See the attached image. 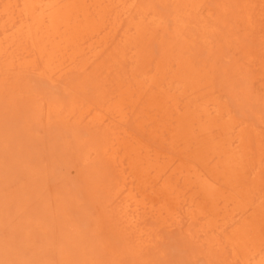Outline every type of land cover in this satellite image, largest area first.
<instances>
[{
	"label": "rangeland",
	"instance_id": "obj_1",
	"mask_svg": "<svg viewBox=\"0 0 264 264\" xmlns=\"http://www.w3.org/2000/svg\"><path fill=\"white\" fill-rule=\"evenodd\" d=\"M17 1L0 0V264L264 259V0ZM67 4L75 34L36 41ZM239 224L254 256L224 237Z\"/></svg>",
	"mask_w": 264,
	"mask_h": 264
},
{
	"label": "bare ground",
	"instance_id": "obj_2",
	"mask_svg": "<svg viewBox=\"0 0 264 264\" xmlns=\"http://www.w3.org/2000/svg\"><path fill=\"white\" fill-rule=\"evenodd\" d=\"M27 4H28V8L27 9H29L30 10V13L32 14V13H34V12H32L33 10H34V8L36 7V4L37 3H35L34 4V2H33V0H24ZM17 2H22V0L21 1H17ZM17 2H16V4H17ZM33 2V3H32ZM56 2V1H55ZM54 2V3H55ZM12 3V2H11ZM18 3V4H19ZM69 3V2H68ZM22 4V3H21ZM21 4H20V7H21ZM40 4V3H39ZM63 4V3H62ZM70 4V3H69ZM69 4H67L64 8H62L61 9V11H59V13L57 12L56 14H55V11H58V10H55L56 8H54V6H50L49 8H48V14L46 13L45 14V16L44 17H47V19H48V21L51 23V22H54V23H52V24H54V25H56L57 27L55 28L54 27V29H53V27H52V31L51 30H49V28H48V30L46 31V32H44L43 34H41V32H40V35L38 34V38L36 39V41H41V40H43L44 38L46 39H50V40H53L55 37L57 38L58 36H63L64 35V37H66L65 35H67L68 34V37L67 38H69L70 39V37H71V35H74L75 34V30L74 31H71L72 29H71V27L73 26L72 25V20L74 21V19L76 18V16H77V13H74L75 11L77 12V10L79 9V7L78 6H72V8L70 7L71 5H69ZM40 5H42V4H40ZM88 5V4H87ZM8 6V5H7ZM14 6H15V3H14ZM60 6V5H59ZM62 6V5H61ZM64 6V5H63ZM82 5H80V7H81ZM89 6V5H88ZM10 8H11V5L9 6ZM20 7H18V10H19V13H20ZM23 7H25L24 5H23ZM27 7V6H26ZM39 7V6H38ZM78 7V8H77ZM3 8V7H2ZM17 8V7H16ZM15 8V9H16ZM77 8V9H76ZM5 9V8H4ZM15 9L13 10L14 12H15ZM42 9V8H41ZM9 10H11V9H8L7 11H9ZM21 10H23V8L21 9ZM29 10L27 11V12H29ZM81 10H82V12H84L85 10H86V7H84V5L82 6V8H81ZM4 11V10H3ZM6 11V10H5ZM25 11V12H26ZM41 11V10H40ZM42 11H43V9H42ZM11 12V11H10ZM10 12H8L9 14H11ZM17 12V11H16ZM15 12V13H16ZM23 12H24V10H23ZM18 13V12H17ZM22 13V12H21ZM44 13V12H43ZM9 14H8V16H9ZM27 14V13H26ZM63 14H65V17H67V19H66V21H64L65 22V25L63 26V27H61V25L59 26V22L61 23L62 21H60V20H58V18H60V16L61 15H63ZM84 14V13H83ZM4 15V14H3ZM16 15V14H15ZM18 15H21V14H18ZM22 15H25V14H22ZM35 15V14H34ZM11 16H12V14H11ZM11 16H9V17H11ZM17 16V15H16ZM26 16V15H25ZM28 16V15H27ZM26 16V17H27ZM32 16V18L34 19V17H33V15H31ZM43 16V15H42ZM90 16V15H89ZM14 17V15L11 17V19ZM20 16H17L16 18H19ZM23 18H24V16H22ZM36 17H38L37 15H36ZM35 17V18H36ZM28 18V17H27ZM30 18V17H29ZM62 18V17H61ZM15 19V18H14ZM26 19V18H25ZM24 19V20H25ZM43 17H41L40 16V18H38V19H36V20H34L33 22H31L32 24H35L34 25V27L31 25V27H33V28H35V29H37L39 26H42V23H43ZM45 19V18H44ZM85 19V18H84ZM13 20V19H12ZM11 20V21H12ZM16 20V19H15ZM24 20L22 19V21L24 22ZM29 21H30V19H28ZM53 20H55V21H53ZM101 20V19H100ZM8 21V20H7ZM10 21V20H9ZM8 21V22H9ZM17 21V20H16ZM26 22H27V20H25ZM28 21V22H29ZM45 21V20H44ZM21 22V21H20ZM103 22V21H102ZM105 22V21H104ZM2 23V22H1ZM13 23H14V21H13ZM15 23H17V25H18V22H15ZM70 23V24H69ZM20 24H22V23H19V26H20ZM24 24V23H23ZM29 24V23H28ZM44 24V23H43ZM49 24V23H48ZM51 24V25H52ZM62 24V23H61ZM6 25V24H5ZM14 25V24H13ZM25 26H26V23L24 24ZM47 25V24H46ZM68 25H70L69 27H68ZM19 26H16V27H19ZM29 26H30V24H29ZM44 26V25H43ZM42 26V27H43ZM48 26V25H47ZM13 27H15V26H13ZM15 27V30L16 29H18V28H16ZM44 27H46V26H44ZM74 27H75V24H74ZM121 27V26H120ZM22 28H23V31H24V26L22 25ZM22 28H20V31H21V29ZM26 28V27H25ZM28 28V27H27ZM40 28V27H39ZM62 29V28H64V30H63V32L62 33H60V34H58L59 32H60V30L59 29ZM112 28V27H111ZM34 29V30H35ZM44 29V28H43ZM71 29V30H70ZM165 29V28H164ZM27 30V29H26ZM29 30V29H28ZM31 30H32V28H31ZM31 30L29 31V32H31ZM34 30H32V32L34 31ZM39 30V29H38ZM44 30H46V29H44ZM85 30V29H84ZM17 31V30H16ZM15 31V32H16ZM22 31V32H23ZM39 31H41V30H39ZM52 32V33H49V32ZM6 32V31H5ZM14 32V31H13ZM18 32V31H17ZM31 32V33H32ZM37 32V31H36ZM36 32H33L32 33V35H34L35 36V34L34 33H36ZM43 32V31H42ZM72 32H74V34L72 33ZM26 33H27V35L25 34V32L23 33L24 35H26L25 36V38L26 37H28L29 35H28V31H26ZM21 34V33H20ZM70 34V35H69ZM76 34L78 35L79 34V32H76ZM31 35V34H30ZM32 35H31V37H32ZM171 35V34H170ZM33 36V37H34ZM5 37V36H4ZM6 37H7V35H6ZM1 38V37H0ZM56 38H55V40H53L54 42L56 41ZM165 38V37H164ZM6 39V38H5ZM13 39V38H12ZM18 39V38H17ZM17 39H15V41L17 40ZM29 39V41H30V38H28ZM64 39V38H63ZM72 39H73V37H72ZM1 40H2V38H1ZM25 40V39H24ZM27 41V40H26ZM58 41V40H57ZM56 41V42H57ZM171 41V40H170ZM5 42V41H4ZM47 42V41H46ZM55 42V43H56ZM61 42V41H60ZM70 42H72L71 40H70ZM3 43V42H2ZM11 43V42H10ZM31 43V42H30ZM4 44V43H3ZM7 44H8V42H7ZM28 44H29V42H28ZM32 44H34V42L32 43ZM57 44V43H56ZM59 44V43H58ZM2 46H4V45H2ZM28 46V45H27ZM56 46H58V45H56ZM47 47H49V46H47ZM29 48V47H28ZM37 48V47H36ZM42 48V47H41ZM43 48H44V46H43ZM37 50H38V48H37ZM5 51V50H4ZM21 51V50H20ZM40 53V52H39ZM170 56V55H169ZM201 60V59H200ZM180 62V61H179ZM186 62V61H185ZM203 62V61H202ZM167 63V62H166ZM175 63V62H174ZM48 64V63H47ZM164 64V63H163ZM177 64V63H176ZM180 64V63H179ZM184 64V63H183ZM157 65V64H156ZM162 65V64H161ZM196 65V64H195ZM200 65V64H199ZM163 66V65H162ZM161 66V67H162ZM164 66H165V64H164ZM191 66H192V63H191ZM199 68H200V66H199ZM202 68V67H201ZM154 69V68H153ZM157 69V68H156ZM159 69V68H158ZM163 69V68H162ZM194 69V68H193ZM192 69V70H193ZM196 69V68H195ZM194 69V70H195ZM183 70H185V69H183ZM197 70V69H196ZM202 70V69H201ZM36 71V70H35ZM159 71H160V69H159ZM178 71H179V69H178ZM185 72V71H184ZM190 72V71H189ZM189 72H187V73H189ZM205 72V71H204ZM217 72V71H216ZM155 73V72H154ZM178 73V72H177ZM183 73V72H182ZM192 73V72H191ZM190 73V74H191ZM195 73V72H194ZM107 75V74H106ZM156 75V74H155ZM185 75H188V74H185ZM22 76V75H21ZM171 76H173V75H171ZM190 76V75H189ZM192 76V75H191ZM195 76V75H194ZM179 77V76H178ZM184 77V76H183ZM152 78V77H151ZM150 78V79H151ZM159 78V77H158ZM161 78V77H160ZM191 78V77H190ZM196 78V77H195ZM200 78V77H199ZM170 79V78H169ZM182 79V78H181ZM185 79V78H184ZM183 79V80H184ZM198 79V78H197ZM212 79V78H211ZM153 80H155V83H156V78H154ZM161 80V79H160ZM160 80H158L159 82H160ZM40 81V80H39ZM141 81V80H140ZM189 81V80H188ZM139 82V81H138ZM151 82V80L149 81V83ZM185 82H186V80H185ZM191 82V81H190ZM212 82V81H211ZM36 83V82H35ZM151 83H153V85H154V82H151ZM158 83V82H157ZM184 83V82H183ZM187 83V82H186ZM38 85V84H37ZM149 85V84H148ZM158 85V84H157ZM36 86V85H35ZM138 88V87H137ZM137 88H136V92H138L139 90H137ZM194 88V87H193ZM41 90V89H40ZM122 90V89H121ZM140 92V91H139ZM138 92V93H139ZM120 93V92H119ZM130 94H133V91L130 93ZM134 94H135V91H134ZM144 94V93H143ZM140 95V94H139ZM131 97H133L132 95H131ZM139 97V96H138ZM117 98V97H116ZM52 99H53V97H52ZM118 100H119V98H118ZM121 100V99H120ZM127 100H128V98H127ZM128 101H130V100H128ZM170 101V100H169ZM130 102H132V101H130ZM177 103V102H176ZM174 104V103H173ZM236 105V104H235ZM176 106V105H175ZM208 106V105H207ZM122 107V106H121ZM128 107V106H127ZM217 107V106H216ZM216 107H215V109H216ZM219 107V106H218ZM118 108V107H117ZM124 108V107H123ZM177 108V107H176ZM199 108V107H198ZM119 109V108H118ZM131 109V108H130ZM162 109H163V106H162ZM213 109V108H212ZM176 110H178V109H176ZM187 110V109H186ZM76 111V110H75ZM77 112V111H76ZM72 113V112H71ZM91 113V112H90ZM199 113V112H198ZM201 113V112H200ZM203 113H205V112H203ZM202 113V114H203ZM219 114L221 113V111H219L218 112ZM121 114V113H120ZM124 114V113H123ZM122 114V115H123ZM127 114V113H126ZM80 115V114H79ZM121 115V116H122ZM125 115V114H124ZM129 115V114H128ZM198 115V114H197ZM205 115V114H204ZM214 116V115H213ZM217 116V115H216ZM88 117V116H87ZM125 117H127V116H125ZM191 117V116H190ZM193 117V116H192ZM212 117V116H211ZM215 117V116H214ZM218 117H219V115H218ZM68 118V117H67ZM122 118V117H121ZM186 118V117H185ZM194 118V117H193ZM223 118V117H222ZM41 119V118H40ZM191 120H193L192 118H190ZM212 119H214L215 120V118H212ZM217 119H219V118H217ZM215 120V122L216 121H218V120ZM221 119V118H220ZM108 121V120H107ZM184 121V120H183ZM187 121H189V120H187ZM200 121V120H199ZM199 121H198V123H199ZM207 121V120H206ZM205 121V122H206ZM213 121V120H212ZM253 121V120H252ZM192 122V121H191ZM191 122L189 121L187 124H191ZM219 122H221V120L219 121ZM223 122V121H222ZM226 122V121H225ZM227 122H229V123H231L230 121H227ZM225 123V124H229V123ZM202 124L204 123V122H201ZM214 123V122H213ZM234 123V122H233ZM60 124V123H59ZM124 124V123H123ZM189 124V125H190ZM193 124H195L194 122L191 124V125H193ZM200 124V123H199ZM202 124L201 125H199L198 127H197V129L198 130H201V126H202ZM208 124H210V123H208ZM212 124V123H211ZM210 124V125H211ZM215 124V123H214ZM223 124V123H222ZM221 124V125H222ZM241 124V123H240ZM67 125V124H66ZM89 125V124H88ZM189 125L187 126V127H189ZM196 125H197V123H196ZM220 125V126H221ZM232 125V124H231ZM230 125V126H231ZM194 126V125H193ZM203 126H204V124H203ZM224 126H226V125H224ZM230 126H229V128H230ZM101 127V126H100ZM192 127V126H191ZM190 127V129H192ZM196 127V126H195ZM206 127V126H205ZM208 127H209V125H208ZM211 127H213L212 125H211ZM227 127V126H226ZM223 128V127H222ZM221 128V129H222ZM234 128V127H233ZM237 128V127H236ZM81 129V128H80ZM189 129V128H188ZM189 129V130H190ZM195 129V128H194ZM227 128H223L222 130H226ZM235 129V128H234ZM188 130V131H189ZM196 130V129H195ZM241 131H243V130H241ZM190 132V131H189ZM196 133H197V131H195ZM227 132V131H226ZM237 133V132H236ZM258 133V132H257ZM260 133V132H259ZM200 134H202V133H200ZM199 134V132H198V134H197V136L198 135H200ZM239 134V133H238ZM244 134V133H243ZM242 134V135H243ZM191 135H193V133L191 134ZM241 135V136H242ZM246 135V134H245ZM194 136V135H193ZM196 136V137H197ZM247 136V135H246ZM224 137V136H223ZM249 137V136H248ZM254 137H255V135H254ZM66 138V137H65ZM242 138V137H241ZM251 138V137H250ZM248 139V138H247ZM254 139V138H253ZM248 140H250V139H248ZM257 141L259 140V139H256ZM89 142V141H88ZM127 142H129V141H127V140H125L124 141V145H128L129 143H127ZM243 142V141H242ZM37 143V142H36ZM72 143V142H71ZM244 143V142H243ZM68 144V143H67ZM131 144V143H130ZM245 144V143H244ZM69 145V144H68ZM67 145V146H68ZM248 145H249V143H248ZM62 146H64V145H62ZM136 146L137 147H141V146H143V145H139V144H136ZM135 146V148L134 149H136L137 150V147ZM120 147V146H119ZM128 147V146H127ZM246 146L244 145V147L243 148H245ZM261 146H259V148H260ZM123 148V147H122ZM132 149H133V147H131ZM142 149V148H141ZM252 149V148H251ZM99 150V149H98ZM131 150V149H130ZM129 150V151H130ZM135 151V150H134ZM141 151V150H140ZM143 151V150H142ZM58 152V151H57ZM113 152V151H112ZM138 152V151H137ZM259 152V151H258ZM86 153V152H85ZM91 153V152H90ZM140 153V152H139ZM147 153V152H146ZM153 153V152H152ZM74 154V153H73ZM138 154V153H137ZM141 154H143L142 152H141ZM136 155V154H135ZM160 155V154H159ZM242 155V154H241ZM260 155V154H259ZM121 156V155H120ZM140 156H142V155H140ZM151 156V155H150ZM161 156V155H160ZM142 157H144V156H142ZM141 157V158H142ZM147 157V156H146ZM157 157H159V156H157ZM138 158V160L137 161H139L140 162V160L141 159H139V157H137ZM145 158V157H144ZM155 158V157H154ZM161 158H162V156H161ZM131 159V158H130ZM144 160V159H143ZM146 160V159H145ZM151 160H153L152 158H151ZM117 161V160H116ZM133 161H135V158H134V156H133ZM147 161H148V158H147ZM157 161V160H156ZM97 162V161H96ZM149 162V161H148ZM25 163V162H24ZM45 163V162H44ZM23 165V164H22ZM132 165V164H131ZM154 165V164H153ZM168 165V164H167ZM182 165V164H181ZM64 166V165H63ZM147 166V162H141V164H140V166L138 165V163H137V165H136V167L134 168V169H137V167L138 168H141L142 169V171H145V169L148 167H146ZM170 167V166H169ZM182 167V166H181ZM71 168V167H70ZM149 168V167H148ZM147 168V169H148ZM168 169V168H167ZM117 171V170H116ZM125 171V170H124ZM134 171V170H133ZM138 171V170H137ZM79 172V171H78ZM171 172V171H170ZM133 173V172H132ZM151 173V172H150ZM163 173H165L164 171H163ZM79 174V173H78ZM197 174V173H196ZM60 175V174H59ZM165 175V174H164ZM194 175V174H193ZM258 175V174H257ZM43 176H45V175H43ZM162 176V175H161ZM183 176V175H182ZM185 176V175H184ZM198 176V175H197ZM129 178V177H128ZM168 178V177H167ZM182 179V178H181ZM198 179L199 180H201L202 181V179H201V177L200 176H198ZM32 180V179H31ZM63 180V179H62ZM124 180V179H123ZM178 180V179H177ZM183 180V179H182ZM189 180H191L190 178H189ZM197 181V180H196ZM12 182V181H11ZM83 182V181H82ZM186 182H187V180H186ZM41 185H42V183H41ZM62 185V184H61ZM208 185V184H207ZM36 186H38V185H36ZM75 186V185H74ZM78 186V185H77ZM169 186V185H168ZM202 187V186H201ZM204 187V186H203ZM202 187V188H203ZM220 187V186H219ZM22 188H23V186H22ZM46 188V187H45ZM74 188V187H73ZM172 188V187H171ZM206 188V187H205ZM37 189V188H36ZM153 189V188H152ZM225 189V188H224ZM39 190V189H38ZM45 190V189H44ZM48 190V189H47ZM204 190V189H203ZM211 190V189H210ZM226 190V189H225ZM33 191H35V190H33ZM68 191V190H67ZM201 191V190H200ZM66 192V191H65ZM138 192V191H137ZM32 193V192H31ZM36 193V192H35ZM197 193V192H196ZM198 193H199V191H198ZM201 193V192H200ZM212 193L213 194H210V192H209V190H208V194L209 195H211L210 197H206L207 198V200H209V201H213L212 203H213V205L214 206H212V207H214L213 208V210L216 212V211H218V210H216L217 209V202H216V200H217V198L218 197H216V196H218L217 195V193H216V189L215 190H213L212 189ZM157 194V193H156ZM33 195V194H32ZM233 195V194H232ZM19 196V195H18ZM34 196V195H33ZM145 196V195H144ZM202 196V195H201ZM220 197H222L223 195H219ZM129 197V196H128ZM138 197H140V196H138ZM220 197H219V199H220ZM231 196H229V198H230ZM19 198V197H18ZM17 198V199H18ZM151 198H153V197H151ZM222 198H225V196H223ZM232 198V197H231ZM244 198V197H243ZM28 199V198H27ZM66 199V198H65ZM140 199V198H139ZM205 198H203V200H204ZM122 200V199H121ZM206 200V199H205ZM229 200V199H228ZM234 200H236V199H234ZM16 201V200H15ZM135 201V200H134ZM138 203L140 202V200L138 201V200H136ZM151 201V200H150ZM221 201H222V199H221ZM176 202V201H175ZM205 202V201H204ZM226 202V201H225ZM242 202V201H241ZM246 202V201H245ZM244 202V203H245ZM198 203V202H197ZM209 203V202H208ZM219 203V202H218ZM237 203V202H236ZM244 203H242L243 205H240V202H238V205L236 204L235 206H238L240 209L241 208H246V206L248 205H245ZM163 204V203H162ZM219 204H221V203H219ZM223 204H225V203H223ZM222 204V205H223ZM115 205V204H114ZM164 205V204H163ZM176 205V204H175ZM204 204H203V202H202V205L201 206H199L200 208H199V210L201 211V212H203V209H204V207L205 206H203ZM208 205V204H207ZM212 205V204H211ZM229 205V204H228ZM181 206V205H180ZM227 205H225V207H226ZM123 207V206H122ZM126 207V206H125ZM132 207V206H131ZM162 207V206H161ZM212 207H210L211 209H212ZM224 207V205H223V208H225ZM149 208V207H148ZM151 208V207H150ZM172 209H173V207H171ZM237 208V207H236ZM220 209V208H219ZM248 209V208H247ZM257 209V208H256ZM134 210V209H133ZM132 210V211H133ZM150 210V209H149ZM226 210V209H225ZM242 210V209H241ZM125 212V211H124ZM152 213H154V212H152ZM164 213V212H163ZM209 213V212H208ZM208 213H207V215H208ZM219 213V212H218ZM205 214V213H204ZM214 214V213H213ZM225 214V213H224ZM257 214V213H256ZM112 215V214H111ZM220 215V214H219ZM192 216H194V215H192ZM215 216V215H214ZM221 216V215H220ZM220 216H218V215H216L214 218H215V220H211V224H212V227H215V226H217V221H219V220H222V218L220 217ZM228 216V215H227ZM126 217V216H125ZM195 217V216H194ZM220 217V218H219ZM230 217V216H229ZM254 218V217H253ZM257 218V217H256ZM140 219V218H139ZM135 220V219H134ZM158 220V219H157ZM65 222V221H64ZM149 222V221H148ZM222 222V221H221ZM225 222V221H224ZM223 222V223H224ZM246 222V221H245ZM244 222V223H245ZM158 223V222H157ZM220 223V222H219ZM254 223V222H253ZM191 224V223H190ZM243 224V223H242ZM256 224V223H255ZM254 224V225H255ZM166 225V224H165ZM222 225V224H221ZM250 225V224H249ZM259 225V224H258ZM247 226V225H246ZM246 226H244V225H241V224H239L238 225V227L237 228H235L231 233H229V234H227V236L226 235H224V237H226V239H228L229 241H230V243L232 244V248L234 249V250H239V251H241V254L245 257V255L247 254H250L251 256H254L253 254L255 253H257V250H258V248L256 247V246H258V245H255V244H257L256 242H255V240H258L260 237V235H259V232H257L258 231V229H257V231L256 232H253V233H250L249 232V229L247 230L246 229ZM222 227V226H221ZM249 226H247V228H248ZM260 227V226H259ZM101 230V229H100ZM148 232V231H147ZM180 232V231H179ZM263 232V231H262ZM261 232V233H262ZM70 233H71V231H70ZM136 236V235H135ZM144 236H146V235H144ZM262 237V236H261ZM150 238V237H149ZM257 238V239H256ZM264 239V238H263ZM144 240V239H143ZM260 241V240H259ZM144 242V241H143ZM253 242H255V243H253ZM258 242V241H257ZM264 242V241H263ZM253 243V244H252ZM258 243H260V242H258ZM136 245V244H135ZM250 245V246H249ZM255 247H254V246ZM126 246V245H125ZM100 247V246H99ZM259 247V246H258ZM263 247H264V245H263ZM245 248H246V250L247 249H250V250H252V249H257L256 250V252H251V253H253V254H251V253H245L244 252V250H245ZM66 250V249H65ZM101 250V249H100ZM260 250V249H259ZM68 251V250H67ZM244 253H243V252ZM247 251H249V250H247ZM144 253V252H143ZM237 253V252H236ZM150 255V254H149ZM246 255V256H247ZM258 256V255H257ZM264 256V255H263ZM190 257V256H189ZM243 257V258H244ZM256 257V256H255ZM242 258V259H243ZM254 258V257H253ZM98 259V258H97ZM183 259V258H182ZM245 260L246 261H248V258H245ZM237 261V260H236ZM239 261V260H238ZM264 261V259H262V260H255V262H253V264H261V262H263ZM138 264V263H137ZM248 264V263H247ZM262 264H264V263H262Z\"/></svg>",
	"mask_w": 264,
	"mask_h": 264
}]
</instances>
